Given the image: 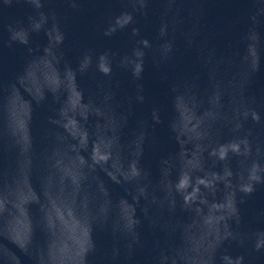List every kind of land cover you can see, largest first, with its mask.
<instances>
[{
	"label": "water",
	"instance_id": "1",
	"mask_svg": "<svg viewBox=\"0 0 264 264\" xmlns=\"http://www.w3.org/2000/svg\"><path fill=\"white\" fill-rule=\"evenodd\" d=\"M0 264H264V40L191 0H0Z\"/></svg>",
	"mask_w": 264,
	"mask_h": 264
}]
</instances>
